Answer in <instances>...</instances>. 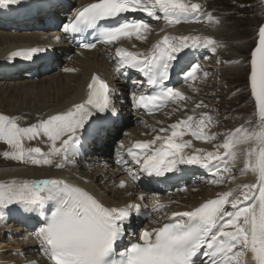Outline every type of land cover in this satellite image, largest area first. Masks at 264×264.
Instances as JSON below:
<instances>
[{
	"label": "snow or ice",
	"instance_id": "1",
	"mask_svg": "<svg viewBox=\"0 0 264 264\" xmlns=\"http://www.w3.org/2000/svg\"><path fill=\"white\" fill-rule=\"evenodd\" d=\"M17 2L0 0L2 5ZM136 13L163 21L165 28L192 22L222 23L195 0H91L63 25V32L73 39L85 33L93 37V42H78L79 47L95 49L100 44L106 53L112 48L118 71L134 69L146 78L133 80L132 84L157 90L131 93L139 110L153 114L175 105L173 112L185 113L167 126L148 125L154 134L152 138L136 141L126 151H117L116 163L132 181L138 180L141 172L162 176L178 172L181 165H199L208 170L211 176L208 183L214 186L235 183L237 165L243 164L239 174L252 173L254 182L219 191L214 198L205 199L190 210L172 211L170 215L163 212L168 204H155L147 213L149 217L154 213L159 216L150 220L155 226L133 233L136 239L122 251H117L118 245L126 237V226L131 223L133 213L140 214V205H106L84 187L63 179L0 182V221L5 220L4 209L10 205H19L25 212L42 217L34 235L37 251L50 264H197L198 261L199 264H264V23L258 26V43L250 60V94L257 106L256 118L216 133L211 130L218 123L215 114L197 113L210 105L199 100L189 110V102L194 98L179 88L169 87L167 81L173 63L185 49L201 47L216 53L222 45L210 36L165 33L147 51L130 50L123 46V41L145 42L153 33L146 19L129 18V14ZM55 39L59 41L60 37ZM43 51L41 48L16 51L11 58L22 56L31 60ZM209 76L197 64L186 73L185 82L193 93H199L197 80ZM88 89L84 102L27 126H22L16 117L0 114V142L7 147L3 158L57 169L71 163L85 126L93 128L96 124V120L89 123L91 118L103 120L106 117L99 114L116 112L111 89L99 75L92 77ZM220 137V142L213 143ZM194 140L212 144V150L195 147ZM33 141L47 145V151L32 146ZM116 187L125 190L129 182L121 179ZM179 190L187 191V188ZM145 198L143 194L138 197L141 201ZM14 255L23 256L24 264H34L22 251Z\"/></svg>",
	"mask_w": 264,
	"mask_h": 264
},
{
	"label": "bare ground",
	"instance_id": "2",
	"mask_svg": "<svg viewBox=\"0 0 264 264\" xmlns=\"http://www.w3.org/2000/svg\"><path fill=\"white\" fill-rule=\"evenodd\" d=\"M72 2H76L78 6L75 7L70 14L64 15L68 20L73 17L77 9L86 6L91 0H18L17 3L13 4H0V79L3 78V84L0 86V114L16 117L22 124L24 121L36 122L40 118H46L48 115L64 111L71 105L82 103L87 99L89 92L88 84L91 82L94 75H99L101 79L108 83L112 92V101L116 112L99 114L101 117H106L103 120H97L95 116L91 118L89 123H91L92 120H96V124L93 125V128H89L88 125L85 126V130L81 134L79 149L76 155L72 157V162L67 164L64 168L57 169L54 166L35 167L8 160L6 163L13 164L15 168L4 172L2 171L0 173V181L7 183L12 179H63L69 183L84 187L86 190L101 199L106 205L123 207L126 204L136 203L140 205V214H147L152 206L157 203L174 204L173 201H176L177 199L167 197L168 191L175 189L180 193L181 191L179 189L184 187L183 184L193 182L199 183L203 181V178L204 180L207 179L204 184L193 185L187 189L188 191H185V196L180 198L177 197L181 202V205L174 204V206L163 210V212H167L169 215L172 211L190 210L191 208L198 206L205 199L214 198L219 191H228L231 188H235L237 185L254 182L255 177L252 173L249 172L245 175L239 174V169L243 167V164L237 165L234 174L237 175L238 179L235 183L231 184V186L229 184L221 186L210 185L208 183L209 178L205 177L206 173L209 174L208 170L199 165H181L179 166L180 170L178 172L167 173L162 176H148L141 172L139 179L132 181L131 177L127 175L121 165L116 163L117 151H126L127 147L132 146L136 141L151 139L154 134L149 135L148 125H154L156 127H161L162 125L152 123L150 122V119L157 120L162 117L163 114H167V111L171 108L174 109L176 106L170 105L164 112L155 116H146L139 113L131 99V93L137 92V94H139L140 91L146 90L147 87L140 88L131 83L133 85V90L128 91L125 83L129 80L141 81L146 78L134 69H120L118 71L117 64L113 59L114 49L112 48H109L107 53L103 45L97 47L94 51L77 50V53H75L67 63V57L70 55L69 52H73L69 36L65 34L63 30H58L56 27L52 26L48 27L47 24L49 23V20H52L50 18L52 15L58 16V18L61 19V13H58L57 10L62 11V9H58V6L63 8L64 5L62 4H65L66 7L63 8V11L65 12L68 10L69 4H72ZM195 2H200L204 5L203 0H195ZM41 8H47V10H41ZM206 10L208 11V8H206ZM40 13L47 17L45 18V22L42 21ZM211 13L215 17L220 18L219 11L215 10ZM131 17L144 18L153 28V33L145 42L135 41L134 39L132 41L125 40L122 42L123 46L128 47L133 51H147L151 48L152 44L165 33L174 36H210L216 41L219 39L221 43L235 37L234 33H229V29H227V31L225 30V32H221L224 33V35L219 33L218 27L220 24L216 25L214 23H209L208 21L202 23H181L165 28L163 21H156L152 18L143 16L141 13L132 14L130 15V18ZM28 22H35V24L33 23L34 25H32ZM162 28L164 29V32L161 31ZM57 36L60 37L59 41L55 39ZM219 41L218 44H220ZM132 44H135L136 47L133 48ZM32 48H41L45 49V51L34 55L31 60L24 59L22 56L11 58L13 52L27 51ZM219 48L220 47H218L216 53L211 52L210 49L201 47H189L185 49L178 55L177 60L173 63L170 74H172V84L174 87L179 88L181 91L185 92L186 95L194 98L189 102V110L199 101L197 99L200 98V100H203L206 104L210 105V108L199 109L197 110V113L200 111H209L215 114L218 123L211 130L216 133H224L229 129L223 131L222 126L219 124L218 118L221 115L220 111L222 105H219L217 102V97H220L219 94H221L222 88L212 85L210 80H198L196 83L200 88V91L199 93H193L191 88H189L188 84L185 82L186 73L191 71L192 67L198 64V61H193L205 57V53L207 52L214 55V61L219 65L224 64L225 60H230L226 57L227 55H224V58L220 56ZM237 49L240 50H236L240 54L245 50L242 46L237 47ZM237 56L238 53H236L235 57ZM230 57L234 56L231 55ZM241 59L245 60L246 57L242 55ZM63 62H66V65H64ZM189 65L190 67L184 71ZM62 67L65 69H74V71L69 72L65 71V69L62 71ZM208 68L216 69V67L211 65ZM49 70H51L52 74L46 76L44 81L40 82L39 80L43 78L41 76L45 75L43 72H48ZM244 71H247V68L240 69L236 65L231 66V69L225 73L220 71V73H216L213 76L216 78V83L220 85L225 83L224 85L226 87V82H224L226 80L225 75L239 81L243 78ZM37 77H41L38 80L39 82L34 80ZM248 79L249 74L247 80ZM11 81L18 83L15 85H12L11 83V85H8L5 90L2 91L5 84L10 83ZM246 88L249 89L247 86ZM216 90H218L219 93H217ZM50 100H52V103H50ZM11 103L13 104L10 105ZM18 104L21 105L17 108ZM8 108L10 109L8 110ZM121 108L130 111H125L127 113L133 112L132 114L134 115L139 113V115L136 114L134 122H136L137 126H140V128L134 129L138 132L137 135L134 132H125V134H131V136L129 135L128 137L130 138L123 140L122 144L124 145V148L122 149L121 145L120 147H117L114 151L113 157L106 161L103 158L104 155L106 156L107 154V151L104 148H108L109 146L108 141L105 139V134L107 132L115 133L118 129L117 119L120 118L121 121L123 119L120 117L122 115ZM234 111H236L237 115L232 113L230 116V123L238 121L240 125L247 120L241 113H238L237 110ZM184 114L185 113L177 112V115L173 116L168 122H164L165 126L175 122ZM141 121H146L147 124L142 123ZM28 124L31 123H27V125ZM94 128L98 129V131H94ZM233 128L234 127L231 126L230 129ZM96 135L100 136L99 139L101 141L99 142V145H89L92 142V138ZM187 138L188 137H185V139ZM219 141L220 139L213 143H218ZM193 143L195 147H203L212 150V145L208 146L209 143H204L199 140H194ZM42 145L41 148L47 151V145L43 143ZM6 150L7 147L3 142H0V151ZM190 151L191 149H186V152ZM88 155H93L94 157L88 158ZM79 157H82L83 160L86 157L88 160H91L89 161L90 163H86L84 166L88 172H92L91 175H89V173H84L81 168L78 169V167H76L75 159ZM121 179L129 182V187L125 190L116 187V184H118ZM205 189H207V191ZM141 194L146 197L143 201L138 199ZM147 198L151 199L150 202H146ZM6 214L7 217L12 214H15L16 216L22 214L20 215L21 220L31 224L34 221L32 218L35 215L25 212L22 207L18 210H8ZM140 214L137 215L135 212L133 213L131 223L126 226V237L124 241L118 245L117 250L122 251L125 247L129 246L130 241L136 239V237L132 235L133 233L138 234L145 228L155 226L151 223H143V219L139 218ZM156 219H159V216L155 213L152 214L150 220ZM15 224L18 225L17 223H14V227ZM35 227L37 226L35 225ZM35 247L36 246H34V248ZM6 260L7 258H5L3 251L0 250V262L4 264ZM39 261L40 264H50V262L42 255L40 256Z\"/></svg>",
	"mask_w": 264,
	"mask_h": 264
},
{
	"label": "rangeland",
	"instance_id": "3",
	"mask_svg": "<svg viewBox=\"0 0 264 264\" xmlns=\"http://www.w3.org/2000/svg\"><path fill=\"white\" fill-rule=\"evenodd\" d=\"M203 2H204L205 10L206 8H208V12H213L215 10L219 11V17L223 23V24H220L219 26L220 28L218 27L219 33L225 32V30L227 31V29H229L230 30L229 33H234L235 35V37L231 38L230 40L228 39L227 41H224V43L226 44L221 43L219 39L217 40V42L218 41L220 42L219 45H222L219 48L220 56L224 58V55H227L226 57L230 59V60H225L224 64L219 65L216 61H214V55L210 52L205 53L206 55L205 57L200 58V59H195V61H193V62L198 61V64L201 65L202 70L208 71L210 73V76L207 79H203L201 77L198 80L200 81L210 80L212 85L222 88L223 93L221 92V94H219L220 97H217V102L219 103V105H222L221 111H220L221 115L219 116L218 120H219V124L222 126V130L224 131V130L230 129L231 126L234 128L237 125L239 126L238 121H234L230 123V116L232 115V113L237 115L236 111L234 110H237L238 113H241L243 117H245L247 120H255L256 118L255 114L257 113V106L255 103L254 97H252L250 94V83H249V79L247 80V77H248V74L250 73L251 52L255 49L258 43V26L264 23V3H262L261 0H203ZM62 5H64L63 8L66 7L65 4H62ZM240 5H244V7H240ZM77 6L78 4L76 2H72V4H69L68 10H66L65 12L63 11L64 9L62 7L58 6L57 7L58 9L59 8L62 9V11L57 10L58 13H61V16H62L61 19L58 18V16H54V15H52L51 17L48 16L52 20L48 21L49 23L47 24V26L56 27L58 30H62L63 25L68 21V18H65L64 15L70 14L71 11ZM41 10H47V8H41ZM40 15L42 16L41 18L42 21L45 22L46 21L45 18L47 17H45V15H43L42 13H40ZM28 23L32 25L35 24V22H28ZM221 34L224 35V33H221ZM239 46H242V48L245 49L242 54L237 52V51H240L237 49V47ZM72 50L73 52H69L70 55L67 57V60H68L67 63L73 57V55L77 53L76 49H72ZM236 53H238L237 57H235ZM231 55H233L234 57H230ZM240 55L241 56L244 55L246 59L242 60ZM58 59L61 60L60 58ZM228 61H231V63H229ZM63 64L66 65V62H63ZM210 65L213 67H216V69L208 68ZM236 65L240 69L247 68V71H244V75L241 80L239 81L234 80L232 77L225 75L226 80L224 82H226V87L224 85L225 83H223V85L216 83V78L215 76H213L214 74L220 73V71L225 73L231 69V66H236ZM189 67L190 65L187 68H185L184 71H186ZM64 69L65 68L63 67L61 68L62 71ZM43 73H45V75L41 76L43 77L42 79H40L41 77H37L34 80H36V82H39V81L41 82V81H44L46 76L52 74L51 70H49L48 72L44 71ZM131 81L129 80L125 83V86L128 91L133 90V85L131 84ZM2 82H3V78L0 79V86L1 84H3ZM11 83L12 85L13 84L15 85L18 82L11 81L10 83L5 84L4 89H2V91H4L8 85H11ZM246 86L249 87V89L246 88ZM216 92L219 93L218 90H216ZM224 92L226 95L224 94ZM197 100H200V98H198ZM50 103H52V100H50ZM12 104L13 103H11L10 105ZM19 105L21 104H18L17 108ZM9 109L10 108H8V110ZM121 109L123 111L121 110L122 115L120 117H122L123 119L122 121L120 120V118L117 119L118 129L116 130L115 133L107 132L105 134V139L108 141V146H109L108 148L107 147L104 148L107 151L106 156L104 155L103 157L104 160L106 161H108L111 157H113L115 149L117 147H120L123 140H127L128 138H130L128 136L129 135L131 136V134H125V132L127 133L134 132L137 135L138 132L135 131L134 129L140 128V126H137L136 122H134L136 114L139 115V113H136L134 115L132 114L133 112L132 113L125 112V111H128L125 108H121ZM167 112H168L167 114L166 113L163 114L162 117L158 118L157 120L150 119V122L155 123V124H157L156 121L168 122L173 116L177 115V112H173V108H171ZM27 123H35V121L33 122L24 121V123H22L21 125L25 126L27 125ZM162 126H165V123H163ZM148 133L149 135L153 134L150 131H148ZM99 138H100L99 135L94 136L92 138V142L89 145H94V146L99 145V142L101 141ZM221 139L222 137H220V140ZM31 143H32V146L37 145L41 147L42 145V143L37 144L35 141ZM211 145L212 144H208V146H211ZM3 152L4 151H0V173L2 171L4 172V171L12 170L15 168L13 164L6 163V161L8 160L3 158ZM87 157L89 158V157H94V156L88 155ZM87 157L84 160L82 157L75 159V165L76 167H78V169L81 168V170L84 173H89V175H91L92 172H88L84 168L85 164L90 163L89 161H91V160H88ZM205 177L209 179L211 178V176L208 173L205 174ZM206 180L207 179L204 180L203 178V181L199 183H196V182L188 183V184L185 183L183 184L184 187H182L181 189L183 188L189 189L193 185L204 184ZM0 182H4V181H0ZM229 185L231 186V184ZM205 190L207 191V189ZM185 194H186L185 191H181L179 193L178 190L173 189V190L168 191L167 197L172 198V199H177L176 201H178V203H174V204L181 205V202L178 200L177 197L180 198L182 196H185ZM150 200H151L150 198H147L146 202H150ZM174 204H168V205L169 207H171V206H174ZM20 208L21 206L19 205H10L8 208L4 209V211L6 213L8 210H13V209L18 210ZM20 215L16 216L15 214H12L7 217V214H6L5 220L0 221V250L3 251L5 258H7L4 264H13V262H16V264H24L23 256L14 255V253L17 251H22L26 253L28 259L33 261L34 264H35V261L40 260L41 254L37 251L36 247H37L38 241L35 238L34 234L36 230L38 229L40 223H42L41 221L42 217H37L36 215H34L32 218L34 221L31 224L29 222L22 221L20 218ZM14 223H17L18 225L15 224V227H14L13 226ZM143 223L149 224L150 217L148 216L147 218L143 219ZM33 224H35L37 227H35V225ZM34 246L36 247L34 248ZM39 264H40V261H39Z\"/></svg>",
	"mask_w": 264,
	"mask_h": 264
}]
</instances>
